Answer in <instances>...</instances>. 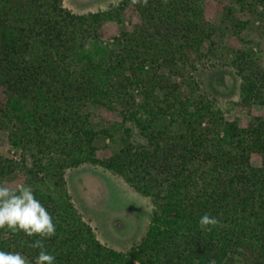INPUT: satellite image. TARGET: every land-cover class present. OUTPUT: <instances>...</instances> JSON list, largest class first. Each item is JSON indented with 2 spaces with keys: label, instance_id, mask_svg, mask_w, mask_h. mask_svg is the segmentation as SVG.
<instances>
[{
  "label": "trees",
  "instance_id": "1",
  "mask_svg": "<svg viewBox=\"0 0 264 264\" xmlns=\"http://www.w3.org/2000/svg\"><path fill=\"white\" fill-rule=\"evenodd\" d=\"M126 21L130 30L105 38L106 23ZM217 30L202 0H118L87 13L62 0H0V131L21 152L0 155V183L18 173L52 215L56 234L44 244L55 264H264V115L251 114L264 107V60L236 50L231 62L250 115L242 127L194 73L216 56ZM95 108L121 121L103 122ZM106 139L118 148L100 158ZM84 163L150 200L146 232L127 251L102 244L71 201L65 171ZM205 213L220 221L211 231L198 227ZM38 238L0 229V251L32 261Z\"/></svg>",
  "mask_w": 264,
  "mask_h": 264
},
{
  "label": "rangeland",
  "instance_id": "2",
  "mask_svg": "<svg viewBox=\"0 0 264 264\" xmlns=\"http://www.w3.org/2000/svg\"><path fill=\"white\" fill-rule=\"evenodd\" d=\"M63 5L75 13L94 12L105 9L118 0H62ZM230 6L233 8L229 21L223 19ZM206 19L218 30L213 36L216 56L211 57L205 66L194 71L200 90L214 100L227 120L238 119L239 124L247 125L250 115L238 104L240 77L231 65L236 50L252 53L264 60V8L244 7L232 4L230 0H202ZM132 22L137 21L134 13ZM237 22L244 23L236 29ZM131 29V23L124 26L115 22L105 24V38L117 36L120 30ZM103 122H120L118 112L104 108L91 109ZM252 115H264L263 106H254ZM118 146L106 139L101 143L97 154L100 158L110 156ZM20 150L8 143L7 132L0 131V155L16 161ZM259 165L258 158L251 160ZM65 182L71 201L83 219L92 227L97 239L110 248L127 251L139 242L145 234L152 215V205L147 197L138 194L121 176L99 165L84 163L65 171ZM12 188L22 186V177L15 173L3 183Z\"/></svg>",
  "mask_w": 264,
  "mask_h": 264
},
{
  "label": "clouds",
  "instance_id": "3",
  "mask_svg": "<svg viewBox=\"0 0 264 264\" xmlns=\"http://www.w3.org/2000/svg\"><path fill=\"white\" fill-rule=\"evenodd\" d=\"M130 2L141 6L148 4V0ZM219 223L216 217L205 213L199 218L198 227L203 231H211ZM0 229H6L12 234L22 232L26 237H39L28 244L32 249L39 250L32 261L19 251H0V264H55V256L48 252L44 240L55 236L56 224L52 215L34 195L31 186L12 188L0 183ZM209 264L215 262L210 261Z\"/></svg>",
  "mask_w": 264,
  "mask_h": 264
}]
</instances>
